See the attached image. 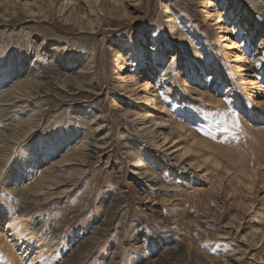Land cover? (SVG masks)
Listing matches in <instances>:
<instances>
[{
    "label": "rangeland",
    "instance_id": "374dc122",
    "mask_svg": "<svg viewBox=\"0 0 264 264\" xmlns=\"http://www.w3.org/2000/svg\"><path fill=\"white\" fill-rule=\"evenodd\" d=\"M0 208L53 264H264V0H0Z\"/></svg>",
    "mask_w": 264,
    "mask_h": 264
},
{
    "label": "bare ground",
    "instance_id": "6f19581e",
    "mask_svg": "<svg viewBox=\"0 0 264 264\" xmlns=\"http://www.w3.org/2000/svg\"><path fill=\"white\" fill-rule=\"evenodd\" d=\"M220 21L221 20L218 18L217 19L218 24L216 28H223V25L222 23H220ZM133 115H134L133 120H136L134 118L138 116L139 113L135 112L133 113ZM143 118L144 117L142 116V119ZM151 121L153 123L151 125H147L148 122L146 124L145 121L143 120L141 121V123L145 126L143 129H141L140 132L136 133V135L139 138L144 139L143 137H147V138L149 137L148 140L150 141V143H152V145H156V147L161 143L167 144L168 142L173 141V137H171V135L173 136L174 131L169 130L168 132H166L163 130L164 124H162L161 121L160 122H155V120H151ZM152 125H154V128H151ZM159 137L161 138L162 142L158 144L157 138ZM82 142L85 143L84 147L88 146L87 140L86 141L83 140ZM133 164L136 165V163ZM180 168L181 171L185 169L184 167H180ZM136 173L140 178H143L145 181H149V185H152V187L154 188L157 187L158 184L157 179L153 176L152 177L149 176L147 169L139 168L138 170H136ZM151 182H156V183H151ZM159 188L160 187H158V189ZM14 213L15 212L11 209L5 210L0 208V251L5 253L7 260L6 262L8 264H53V260H54L53 253L49 251V245L46 237L40 234L39 232H37L35 229H32L29 223L26 221V219H24L23 217L22 218L18 217Z\"/></svg>",
    "mask_w": 264,
    "mask_h": 264
}]
</instances>
